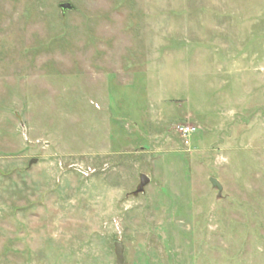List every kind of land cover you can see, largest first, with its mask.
Masks as SVG:
<instances>
[{"label":"rangeland","instance_id":"rangeland-1","mask_svg":"<svg viewBox=\"0 0 264 264\" xmlns=\"http://www.w3.org/2000/svg\"><path fill=\"white\" fill-rule=\"evenodd\" d=\"M115 243L264 264V0H0V264Z\"/></svg>","mask_w":264,"mask_h":264},{"label":"water","instance_id":"water-1","mask_svg":"<svg viewBox=\"0 0 264 264\" xmlns=\"http://www.w3.org/2000/svg\"><path fill=\"white\" fill-rule=\"evenodd\" d=\"M58 8L61 12L62 15L65 14V12H69V11H72L74 10V6L71 5L70 3H60L58 5ZM36 160L35 159H31L28 163V166H30L31 164L35 163ZM211 187L217 191V198H220L221 197V190H222V187L221 185L219 184L218 180H216L215 178H209L208 179ZM148 182V179L147 177L145 176H141L140 178V183H139V186L136 190V193L138 192H142L143 191V187L144 185ZM114 256H115V261H116V264H123V247L120 243H115L114 244Z\"/></svg>","mask_w":264,"mask_h":264},{"label":"built area","instance_id":"built-area-1","mask_svg":"<svg viewBox=\"0 0 264 264\" xmlns=\"http://www.w3.org/2000/svg\"><path fill=\"white\" fill-rule=\"evenodd\" d=\"M180 131H182V135L185 138V143L188 145L189 141L186 140L188 139L189 136L192 135V133L195 131V128L191 127H180Z\"/></svg>","mask_w":264,"mask_h":264}]
</instances>
